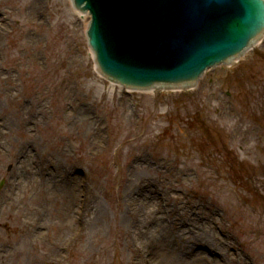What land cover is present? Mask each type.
<instances>
[{
    "label": "rangeland",
    "instance_id": "374dc122",
    "mask_svg": "<svg viewBox=\"0 0 264 264\" xmlns=\"http://www.w3.org/2000/svg\"><path fill=\"white\" fill-rule=\"evenodd\" d=\"M28 1H40L37 19ZM3 12L15 20L0 37V264H177L138 215L139 186L152 181L163 187L152 199L165 225L181 215L177 195L216 207L215 231L236 244L232 264H264V39L197 86L160 96L98 72L89 21L71 0H0ZM39 109L45 116L30 127ZM27 149L35 182L21 188ZM46 160L74 184L43 174ZM143 162L151 170L141 179ZM173 175L178 190L169 191ZM65 187L80 207L66 209ZM81 202L101 208L96 221L84 220Z\"/></svg>",
    "mask_w": 264,
    "mask_h": 264
},
{
    "label": "water",
    "instance_id": "95a60500",
    "mask_svg": "<svg viewBox=\"0 0 264 264\" xmlns=\"http://www.w3.org/2000/svg\"><path fill=\"white\" fill-rule=\"evenodd\" d=\"M76 3L92 13L88 35L101 71L132 86L195 82L207 68L239 55L264 33V0Z\"/></svg>",
    "mask_w": 264,
    "mask_h": 264
},
{
    "label": "bare ground",
    "instance_id": "6f19581e",
    "mask_svg": "<svg viewBox=\"0 0 264 264\" xmlns=\"http://www.w3.org/2000/svg\"><path fill=\"white\" fill-rule=\"evenodd\" d=\"M38 2V3H37ZM28 1L24 8H26L27 15L30 17H40V10L41 6L40 1ZM37 3L36 6H34ZM2 14V15H1ZM0 14V37L4 32L7 31V27L11 26V22L15 20L13 18V13L3 12ZM81 18L88 19V14H80L78 13ZM37 19V18H36ZM259 44V43H258ZM258 44H254L253 47L257 46ZM252 47V48H253ZM250 50V49H249ZM246 51V54L249 52ZM243 54L241 57L245 56ZM238 59V61L241 59ZM234 63L237 61H233ZM156 88H152L149 91L158 92L157 86ZM183 88V86L181 87ZM163 89H170L161 87ZM189 89V88H183ZM45 116L44 110L39 109L37 112H34L31 115V118L27 117V125L30 124L31 126H35L38 123L40 118ZM8 134V133H7ZM34 138V136H33ZM23 151V150H22ZM25 151V150H24ZM24 154L22 155L21 160H19V167L16 168L18 170V177L16 180L20 178L21 188H24L28 182H35V178L33 175L32 165L36 160L30 156V150L27 149ZM45 167L42 170L48 174L51 180L56 184H66L68 181L74 184L69 175H64L53 164L51 160H46L44 165ZM141 171L138 172L139 178H143V173L145 170H151V168L143 162V164H139ZM140 168L134 170L137 171ZM41 170V168H40ZM79 170L82 176H85L84 171ZM81 176V177H82ZM177 177L176 175L171 176L169 179L172 180L171 183H168L169 187L167 190L175 191L178 190V186L173 184V178ZM180 178V177H177ZM130 180V179H129ZM155 185H145L141 184L139 186V196L142 194V210L141 214H138L140 217L144 216V219L150 221V225L152 226L153 235L157 238L158 247H162L167 252V257L173 258V261L177 264H205V263H221V264H232L231 256L234 258L237 257L236 255V244L234 241L221 238L218 232L215 231V228L220 229V224L218 223V215L219 213L216 210H212L216 207L211 206H202L195 201H184L181 200L180 197L178 199V204H176L175 209L179 210L181 215L179 214L171 221V226L165 225L162 221H166L164 216L160 215V209L156 206V203L153 201V196L155 195L157 198L161 190H163L162 185L158 187L157 181H152ZM12 180H10V184ZM135 183L131 178L130 181L127 182L125 193H130L132 188L134 187ZM58 187H64L59 185ZM68 188L67 191H63L64 193L60 192L62 196L67 198L68 203L66 205V209H75L76 207H80L81 204L78 202V199L75 198V190L74 188L65 187V190ZM166 190V189H164ZM134 193V192H133ZM153 198V199H152ZM136 200L135 196L133 197ZM141 199V198H140ZM141 201V200H140ZM83 203L82 209H79L78 212L83 215L85 221H87L88 217L90 221H96L101 213V208L98 205L93 206V204ZM140 206L135 208L134 210H139ZM169 228V229H168ZM161 233V234H160ZM136 236L141 238V223L139 227H135L133 232ZM161 236L169 235V240L163 241L159 238ZM173 242L171 243V241ZM172 245V246H171ZM166 247V248H165ZM206 248L207 251H203ZM211 253V255L209 254ZM167 257H165L167 259ZM237 264H249L248 261H245L244 258H241Z\"/></svg>",
    "mask_w": 264,
    "mask_h": 264
}]
</instances>
